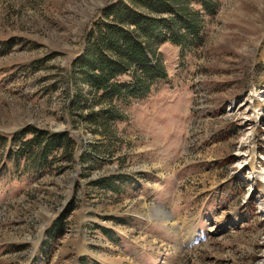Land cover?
Instances as JSON below:
<instances>
[{
	"label": "rangeland",
	"instance_id": "374dc122",
	"mask_svg": "<svg viewBox=\"0 0 264 264\" xmlns=\"http://www.w3.org/2000/svg\"><path fill=\"white\" fill-rule=\"evenodd\" d=\"M112 1L0 0V137L75 140L73 163L38 178L0 157V264H264V0H218L198 45L161 46L164 81L90 123L68 66Z\"/></svg>",
	"mask_w": 264,
	"mask_h": 264
},
{
	"label": "trees",
	"instance_id": "16d2710c",
	"mask_svg": "<svg viewBox=\"0 0 264 264\" xmlns=\"http://www.w3.org/2000/svg\"><path fill=\"white\" fill-rule=\"evenodd\" d=\"M218 5V0H114L105 5L90 21L81 53L68 66L74 88L71 108L90 123L122 121L124 107L146 97L154 84L167 78L161 46L171 44L185 51L198 45L206 18L216 13ZM90 102L100 106L98 111ZM74 151L75 140L65 131L27 125L0 137V157L18 176L38 178L58 161L73 163ZM116 181L126 179L108 178L94 186L112 192ZM71 210L70 204L52 221L48 238L62 233Z\"/></svg>",
	"mask_w": 264,
	"mask_h": 264
},
{
	"label": "bare ground",
	"instance_id": "6f19581e",
	"mask_svg": "<svg viewBox=\"0 0 264 264\" xmlns=\"http://www.w3.org/2000/svg\"><path fill=\"white\" fill-rule=\"evenodd\" d=\"M260 207V206H259Z\"/></svg>",
	"mask_w": 264,
	"mask_h": 264
}]
</instances>
